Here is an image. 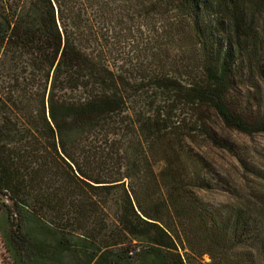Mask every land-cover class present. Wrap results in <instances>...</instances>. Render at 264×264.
I'll return each instance as SVG.
<instances>
[{
    "label": "trees",
    "instance_id": "16d2710c",
    "mask_svg": "<svg viewBox=\"0 0 264 264\" xmlns=\"http://www.w3.org/2000/svg\"><path fill=\"white\" fill-rule=\"evenodd\" d=\"M263 38L264 0H0L8 262L264 264V203H209L193 152L230 150L199 114L264 132L234 106Z\"/></svg>",
    "mask_w": 264,
    "mask_h": 264
},
{
    "label": "rangeland",
    "instance_id": "374dc122",
    "mask_svg": "<svg viewBox=\"0 0 264 264\" xmlns=\"http://www.w3.org/2000/svg\"><path fill=\"white\" fill-rule=\"evenodd\" d=\"M262 60L264 61V38ZM199 52L193 40V68L197 65ZM245 105L235 102L234 106L246 111L248 117L257 113L258 106L264 103V84L258 77L251 81L242 80L235 90ZM253 108V110H251ZM204 119L207 128L224 140L230 150L211 145L203 135V130L193 133V152L204 158L209 178L214 184L212 192H202L209 203H245L258 210L264 203V132L244 134L225 127L214 113H207ZM0 240V264H10ZM203 261H209L204 256Z\"/></svg>",
    "mask_w": 264,
    "mask_h": 264
}]
</instances>
